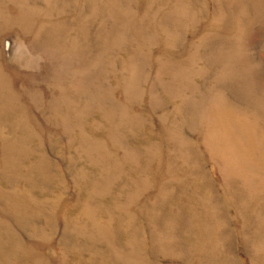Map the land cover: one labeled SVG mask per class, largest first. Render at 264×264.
I'll return each instance as SVG.
<instances>
[{"label": "rangeland", "instance_id": "obj_1", "mask_svg": "<svg viewBox=\"0 0 264 264\" xmlns=\"http://www.w3.org/2000/svg\"><path fill=\"white\" fill-rule=\"evenodd\" d=\"M0 264H264V0H0Z\"/></svg>", "mask_w": 264, "mask_h": 264}]
</instances>
